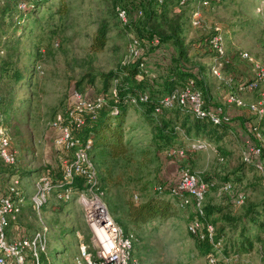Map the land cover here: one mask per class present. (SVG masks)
<instances>
[{
	"label": "rangeland",
	"instance_id": "rangeland-1",
	"mask_svg": "<svg viewBox=\"0 0 264 264\" xmlns=\"http://www.w3.org/2000/svg\"><path fill=\"white\" fill-rule=\"evenodd\" d=\"M173 1L172 16L190 60L186 66L200 69L209 96L205 103L226 109L231 122L225 124L218 141L206 139L212 148L188 149L183 158H178L166 155L167 149L153 146L149 124L131 107L125 119V138L131 140L128 152L118 159H93L90 153L96 185L90 190L86 187L84 192L88 201L101 202L124 231L126 228L134 234L131 264H264L261 242L254 243L248 251H238L234 240L237 235L229 222L216 224L213 244L191 235L187 226L195 211L192 204L184 208L175 204V216L156 229L150 224L134 226L125 219L128 202L140 203L156 194L159 186H172L181 168H188L207 182L205 209H221L238 219L249 204L264 201V171L242 160L244 141L246 136H252V128L264 136V117L258 118L247 106L226 101V96L233 93L248 105L264 91V80L253 90L239 91L237 87L255 76L242 53L264 64V0H223L214 9L201 7L199 0H187L185 5ZM59 5L67 9L60 17L55 12ZM5 7L9 8L4 10ZM16 9L12 0H0V124L16 151L15 174L24 194L17 221L7 228L9 240L23 233L32 235L40 227L30 202L34 181L42 172L58 178L60 160L67 155L56 145L58 130L51 122L56 115L65 117L75 105L73 91L85 101L99 95H105L108 101L114 96L116 82L103 91V78L130 62L128 50L133 35L145 39L140 37L137 26L145 18L130 15V21L122 23L112 0H47L30 13ZM194 10H200L202 15L197 27L190 23ZM102 23L107 24V40L104 48L95 52L91 42ZM215 24L223 33V57L205 46ZM168 45L171 44L147 54L145 68L149 74L157 73L162 59L169 60ZM213 66L219 67L221 77L210 73ZM236 111L246 116L242 119ZM187 145L188 138L180 132L179 142L172 148L185 149ZM1 163L0 168L4 167ZM6 171L9 175L15 172ZM9 175L2 178L6 179L4 183ZM227 182L232 184L231 191L222 190ZM239 193L244 194L245 201L233 205ZM162 197L172 201L168 195ZM80 201L77 193L67 201L52 193L43 207V221L49 226L45 254L51 264H72L79 243L77 232L91 246L92 232ZM259 232H264V226ZM205 241L210 247L204 253L201 246ZM209 258L214 262L210 263Z\"/></svg>",
	"mask_w": 264,
	"mask_h": 264
},
{
	"label": "built area",
	"instance_id": "built-area-1",
	"mask_svg": "<svg viewBox=\"0 0 264 264\" xmlns=\"http://www.w3.org/2000/svg\"><path fill=\"white\" fill-rule=\"evenodd\" d=\"M184 1V0H182ZM223 0H199L200 6L206 9H214ZM17 7L21 10L27 8V4L22 0H17ZM200 9V8H199ZM200 10L192 12L190 23L197 27L200 25L202 15ZM116 13L118 19L127 24L130 21L129 10L117 6ZM133 16L141 15L140 10L132 11ZM154 43L158 40L154 39ZM146 43L145 39H141L135 35L132 36L129 44L130 62L143 56L145 49L142 46ZM206 46L214 51L219 57L225 55V43L223 33L218 25L213 26V32L208 37ZM252 65L255 76L246 83H239V91H248L258 88L259 83L264 80V64L256 61L248 53H242ZM125 63L124 65L129 64ZM149 74L145 68V62L140 61L139 73L137 78L141 79L143 74ZM210 73L215 77H221L219 67L213 66ZM150 74L154 75L150 72ZM116 81V80H115ZM73 97L77 100L75 105L67 111L65 117L60 114L56 115L51 122V126L58 130L56 145L62 149L65 157L60 160V171L62 179L57 183L53 181L49 172L39 174L33 186V193L30 196V202L33 211L36 213L37 219L40 222V227L35 230L32 235L19 234L12 240L8 239L7 228L10 223H15L21 212L24 204V194L20 189V180L17 174H12L8 177L4 188L0 190V264H41L40 255L45 253L47 245V233L49 226L43 221L42 210L44 205L57 189L56 196L67 201L73 197L74 193L78 194V199L83 204L86 222L90 228L91 246L83 241L82 235L77 232L79 243L77 253L72 261V264H131L132 249L135 236L132 232L124 231L108 213L103 215H95L92 209L87 204V193L84 192L86 187L89 190L96 185L93 164L91 162L90 152L92 146L91 137L82 140L73 135L72 130L80 129L84 124L83 113L94 112L99 107L107 103L105 95H99L92 101H85L80 98L77 91H73ZM113 95H116V89L113 90ZM147 93H140V100H146ZM226 101L229 104L238 107L247 106L255 115L262 117L264 115V91H261L258 99L248 105L236 94L229 93L226 96ZM135 102V98L132 99ZM174 106L182 107L190 110L195 116L204 118L212 124L219 125L230 123L231 116L226 109L221 106L213 108L205 106L202 93L195 87L194 79H190L184 86L176 87L166 94L160 95L159 103L156 111L160 112L163 108H172ZM252 136H246L244 141V150L242 152V160L247 163H252L260 171H264V136L260 134L256 127H253ZM187 148L177 147L166 150V155L183 158L187 150L212 148L211 144L204 138H197L189 142ZM69 153V154H68ZM0 161L8 166L17 164V154L11 146L10 136L6 129L0 124ZM76 176L84 179L82 189L74 190L72 183ZM171 191L178 198L177 205L184 208L192 204L197 216L191 220L188 225V231L198 236L200 239H207L213 244L215 235V227L208 222L203 221L205 192L208 184L198 174L190 171L188 168H181L176 179V182L171 186ZM159 186L157 189H161ZM223 191H231L232 184L227 182L222 186ZM244 194L239 193L235 196L234 203L240 205L244 202ZM108 216V219L106 220ZM261 245L264 247V232L262 233ZM214 258H209V262L213 263Z\"/></svg>",
	"mask_w": 264,
	"mask_h": 264
},
{
	"label": "trees",
	"instance_id": "trees-1",
	"mask_svg": "<svg viewBox=\"0 0 264 264\" xmlns=\"http://www.w3.org/2000/svg\"><path fill=\"white\" fill-rule=\"evenodd\" d=\"M22 1L27 4V8L22 11H28L29 13L37 10L39 6L45 5L47 2V0ZM177 1L180 5L187 4V0ZM12 2L16 8L17 0H12ZM172 2L174 1L112 0L116 16L117 6L128 9L132 16V11H141V15L137 16V18L143 17L145 18V22L142 20L141 22L138 21L139 24H137V26L142 35L140 37L145 38L147 44H142L145 49L142 57L127 65H123L117 71H110L105 75L103 80L106 90L103 91H107L116 80V83L114 84L116 95L112 96L106 104L99 107L94 112H84V124L80 129L73 128L72 130L73 135L82 140L91 137L92 146L90 153L93 159L98 157L118 159L128 152L131 140L125 138V119L131 107L137 109L139 113L143 115L152 131V144L155 148L160 150L172 148V146L177 144L179 142L180 132H184L188 138V143L197 138L218 141L220 138V132L224 130L225 124H228H212L204 118L195 116L190 110L178 106L169 109L163 108L160 112L155 110L159 103L160 95L166 94L176 87L184 86L189 78L194 79L195 87L202 93L205 106H209V104L205 103V100L209 99V96L208 90L205 88L206 84L203 73L195 66L192 68L186 66L187 63L190 62V60L186 58L187 46L184 44V40L179 37V29L177 28L176 20L173 17L174 12L173 6H171ZM8 8L9 7H5L4 10H7ZM66 10L67 9L64 5H59L55 12L60 17L65 14ZM17 11L21 10L18 8ZM129 19H131V17ZM107 33V24L102 23L97 28L91 42L92 51L98 52L104 48L107 40ZM154 39H157L158 42L154 43ZM166 44H171L168 45L171 49L169 52V60L162 59V64L157 69L155 75L144 73L142 78L138 79L137 74L139 73L140 61L146 62L149 59V52L163 48L162 46ZM144 92L148 94V97L146 100H140L139 94ZM133 98H135V102H132ZM262 117H264V115ZM1 164L4 165V167L0 168V186H3L6 179L2 180V178L5 176L7 177L10 173L6 170H14L15 174L18 168L16 165L8 166L3 163ZM58 173V178L52 177L53 181L56 183L62 179L61 171H58ZM10 175H12V173ZM83 186L84 179L80 176H76L72 183V188L74 190H79L82 189ZM161 187L160 190H157L156 194L149 196L140 203L128 202V207L125 213V219L128 223L134 226L150 224L152 228L156 229L158 226L163 225L169 218L175 216V208L173 206L177 204L178 198L171 191L169 185H161ZM0 190H2V187H0ZM56 191L57 189H55L53 193H56ZM163 195L170 196L172 201L165 199L162 197ZM210 208V206H207L205 209V206H203V221L211 223L215 227L216 235L218 229L216 224L218 222L221 224L228 222L231 223L230 228L235 235H237V238L235 237L236 239L234 240L238 251H248L252 248L254 243L261 242L263 232L258 233V231L260 228L263 229L264 226V201H261L260 204H249L244 211L243 216L238 219H234L229 213H222L221 209L214 210ZM218 215H220V217H217ZM196 216L197 212L194 211V214L190 218V222ZM213 216L216 217L213 218ZM124 229L125 231H128L126 228ZM196 237L200 239L198 236ZM217 238L220 237L217 236ZM209 247L207 241L202 242V252H207ZM40 259L41 264H51L47 260L45 253H41Z\"/></svg>",
	"mask_w": 264,
	"mask_h": 264
},
{
	"label": "bare ground",
	"instance_id": "bare-ground-1",
	"mask_svg": "<svg viewBox=\"0 0 264 264\" xmlns=\"http://www.w3.org/2000/svg\"><path fill=\"white\" fill-rule=\"evenodd\" d=\"M87 204L92 209L93 213H95V215H103L107 213L106 209L102 206L101 202L89 201Z\"/></svg>",
	"mask_w": 264,
	"mask_h": 264
},
{
	"label": "crops",
	"instance_id": "crops-1",
	"mask_svg": "<svg viewBox=\"0 0 264 264\" xmlns=\"http://www.w3.org/2000/svg\"><path fill=\"white\" fill-rule=\"evenodd\" d=\"M209 107H211V108H213V107H215V104H213V103H210L209 104ZM236 113L237 114H239V116L243 119L246 115L244 114V112H242V113H239L238 111H236ZM259 118V117H258ZM2 188H4V187H2ZM233 202V205L235 204L234 203V201H232ZM236 205V204H235Z\"/></svg>",
	"mask_w": 264,
	"mask_h": 264
},
{
	"label": "water",
	"instance_id": "water-1",
	"mask_svg": "<svg viewBox=\"0 0 264 264\" xmlns=\"http://www.w3.org/2000/svg\"><path fill=\"white\" fill-rule=\"evenodd\" d=\"M108 219V216H107V218H106V220Z\"/></svg>",
	"mask_w": 264,
	"mask_h": 264
}]
</instances>
